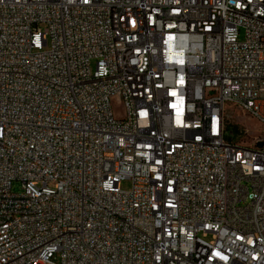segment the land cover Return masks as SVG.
I'll return each mask as SVG.
<instances>
[{
    "label": "built area",
    "instance_id": "2783aa9c",
    "mask_svg": "<svg viewBox=\"0 0 264 264\" xmlns=\"http://www.w3.org/2000/svg\"><path fill=\"white\" fill-rule=\"evenodd\" d=\"M0 264H264V0H0Z\"/></svg>",
    "mask_w": 264,
    "mask_h": 264
},
{
    "label": "rangeland",
    "instance_id": "374dc122",
    "mask_svg": "<svg viewBox=\"0 0 264 264\" xmlns=\"http://www.w3.org/2000/svg\"><path fill=\"white\" fill-rule=\"evenodd\" d=\"M95 62H91V66L94 67ZM227 112L230 116L228 119L227 129L229 136L232 140L243 143L252 144L256 137L260 133L261 126L259 122L249 116L237 113L232 107L228 106ZM121 187L124 190L131 188V181L125 180L121 183ZM15 191H19L18 187H15Z\"/></svg>",
    "mask_w": 264,
    "mask_h": 264
}]
</instances>
